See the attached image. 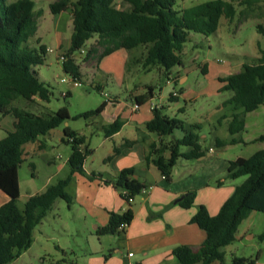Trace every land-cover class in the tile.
I'll return each mask as SVG.
<instances>
[{"label":"trees","instance_id":"trees-1","mask_svg":"<svg viewBox=\"0 0 264 264\" xmlns=\"http://www.w3.org/2000/svg\"><path fill=\"white\" fill-rule=\"evenodd\" d=\"M257 1L205 0L176 9L175 0H121L126 5L123 8L115 6V0H54L49 3V10L52 14L70 10L72 29L69 46L65 51L66 59L61 62L62 70L68 76L81 81L79 65L72 54L96 35V46L87 50L84 54L86 57H93L99 46L102 50L98 53L97 60L119 48L126 49L129 54L135 49H144L141 54L142 67L158 65L166 81L171 75V69L182 62L181 52L190 32L205 35L213 33L221 16L229 21L234 17L235 3L246 2L250 6ZM33 7V0H0V114L11 115L15 119L13 130L7 131L0 139V190L9 197L0 204V264H12L21 251L30 246L34 227L46 216L57 198L63 199L70 206L72 195L66 187L75 172L84 173L83 161L91 152L84 146V137L66 125L62 140L71 147L67 158V175L42 191L27 196L23 208L17 205L20 193L18 167L26 154L23 145L35 141L39 135L46 134L70 118L65 105L52 113L38 114L12 104L16 99L32 100L34 97L48 101L51 94L34 70L36 65L45 61L46 46L39 44L29 47L27 44L28 39L36 32V16L40 14L38 11L36 15ZM258 27L262 30V26ZM258 51L257 63L244 62L238 71L218 78L224 83L220 90L231 91L230 97L223 103L232 104L233 109L238 110L232 112L227 124L231 135L240 133L245 128L246 112L264 105V48L258 45ZM202 71L205 73L206 68L202 67ZM96 88L99 90V85ZM153 89V86L147 85L145 92L135 96V102L138 105L148 102L153 98ZM170 93L169 100H178L179 94L172 96ZM66 95L69 93L66 92L63 96ZM105 104L106 101H102L96 108L83 112L81 116L87 118L98 114ZM179 111L182 112L183 108H179ZM122 124L116 118L103 127L104 135L109 136L118 131ZM145 128L159 137L168 136L165 142L162 138L151 142L144 157V164L155 165L166 181L171 180L173 166L179 157L195 158L203 154L196 131L199 124L185 126L180 118L169 117L162 113L161 107H155ZM176 129L181 130L182 135L171 137ZM253 140L264 141V132ZM240 141L241 137L233 136L228 140L216 138L214 144L223 147ZM132 142L126 140L124 146ZM182 146L188 149L182 151ZM164 149L168 151L167 156L163 155ZM117 151L118 148L114 153ZM87 176L111 184L120 191L129 205V199H133L147 187L146 183L134 177L132 167L122 168L113 179H102V175L95 172ZM225 176L231 179L240 176L245 178L234 187L216 214L210 215L203 204L195 205L190 221L204 230L205 239L197 247L181 244L172 248L175 264H212L215 261L218 264H255L258 259L259 250L254 257L233 255L226 262L224 247L234 241L238 225L251 211L264 212V148L248 157L237 156L229 160ZM219 183L220 180L217 181ZM194 196V191H189L178 204L189 208L194 205ZM132 217L130 206L121 213L110 212L107 223L98 226L95 233H118L120 225L123 222L128 224ZM257 238L264 241V230L257 234ZM59 263L61 262L51 264Z\"/></svg>","mask_w":264,"mask_h":264},{"label":"rangeland","instance_id":"rangeland-1","mask_svg":"<svg viewBox=\"0 0 264 264\" xmlns=\"http://www.w3.org/2000/svg\"><path fill=\"white\" fill-rule=\"evenodd\" d=\"M12 1L14 0H6V2ZM33 1L35 6L40 9L38 10L40 14L35 12L38 15L36 16L37 29L35 34L28 39L27 44L29 47H36V38L39 36L42 43L55 50L48 52L47 63L43 62L34 67L39 79L48 86L51 94L48 101H41L35 97L32 100L16 99L12 104L38 114L52 113L60 106L65 105L70 118L46 134L39 135L35 141L23 145V151L26 154L23 155L18 167L20 193L17 205L20 208H23L30 193L42 191L46 186L54 184L58 179L67 175L69 166L66 160L71 147L70 144L62 140L63 128L69 125L71 128L82 130L87 134L86 128L95 124L94 116L86 118L81 114L96 108L102 101H107L105 95L109 96L108 93L127 98V94L135 85L138 88L142 83H151L157 88L161 85L163 86V97L160 102L164 105L161 108L162 113L180 118L185 126L199 124V129L196 131L199 134L202 149L214 145L216 138L224 139L228 136L225 129V125L227 127L225 118L228 113L238 110H234L232 104L223 103L230 97L231 91L219 90L221 82L218 78L238 71L244 62H258V45L264 48V0H258L250 6H247L246 2L235 3L236 14L234 17L229 21L221 16L217 29L213 33L205 35L190 32L181 52L182 62L180 65L174 66L171 71V75L176 76L175 74L179 72L186 76V79L183 82L176 81L175 84H165V86L163 85V75L158 74L155 67L152 66L153 68L148 72H142L146 69L141 65V54L144 49H135L130 54L128 53V57L123 58L122 63L117 56L120 54L118 51L108 57L110 67L104 69L98 66L96 71L91 69L90 67L94 65L102 47H97L98 52L93 57H86L84 54L90 47L96 46V35L82 46L85 50L83 55L74 56L76 63L83 71V77L79 86L73 85L69 76L63 72L61 60L56 53L57 50H60V46L56 43L57 39L62 45L61 49L69 41L72 29L70 10L52 14L49 10V3L54 0ZM203 1L205 0H175L174 8L181 9ZM114 4L122 8L126 6L121 0H115ZM258 26H262V30ZM63 51L66 50L63 49ZM126 52L128 51L126 50ZM114 56L118 58L116 62L113 60ZM119 63L121 65H118ZM203 66L206 68L205 73L202 71ZM125 70L127 74L125 82L119 86L115 75L121 71L125 72ZM61 78L65 80L62 81ZM96 83H102L104 90H98L95 86ZM172 88L179 91L177 104L167 98ZM143 89L140 87L139 91ZM67 91L70 94L63 96V93ZM167 105L171 106L170 109L166 107ZM180 106L184 107L183 112L178 111ZM223 115L225 118H221ZM6 118L8 117L0 114V139L10 130L9 127H6L10 126V123L8 122L6 125L4 123ZM244 121L245 128L236 134V137H241L242 141L222 148H215L214 154L218 156H215V162H212L217 166L223 163L224 159H234L237 156L248 157L256 150L264 148V141L253 140L264 132V105L261 104L256 109L246 112ZM150 133L153 137L157 136L154 132ZM97 135L99 138L102 137L96 131L91 137L92 140L84 139V146L91 151L94 150L87 157V166L88 169H94L95 173H97V166L101 164V158L106 154V149H109V146L99 144L100 139ZM40 143L43 146L38 148ZM117 145L112 142V153L118 148ZM180 149L185 151L188 147L182 146ZM106 161H108L107 157H105ZM178 169L181 170L180 165L176 170ZM208 175H203L204 179L209 177V182L214 184H217L219 178L222 177ZM85 177L90 179L87 175ZM196 177L200 178L199 173ZM244 178L245 176L234 178L235 183H241ZM66 190L72 195L70 206H67L63 199L57 198L46 216L34 227L30 246L22 250L19 256L12 261V264L62 263L61 258L64 259V263L73 261L86 264V259L88 260L90 258L88 256L91 255L108 257L125 253L126 248L118 240L120 232L98 236L95 234L93 222H90L91 215L88 213L89 211L85 210L87 205L84 206V198L81 200L76 198L74 179L70 181ZM88 205L91 206L90 203ZM238 229L241 237L238 238V233L235 234L234 241L230 243L232 244L231 249L236 250L238 255L243 254L246 257H254L258 250L261 254L262 250L260 259L264 260V241L257 238V234L264 230V212L251 211L240 222ZM99 243L102 246L101 252ZM116 247H118L117 250H114ZM90 260H95V258Z\"/></svg>","mask_w":264,"mask_h":264},{"label":"crops","instance_id":"crops-1","mask_svg":"<svg viewBox=\"0 0 264 264\" xmlns=\"http://www.w3.org/2000/svg\"><path fill=\"white\" fill-rule=\"evenodd\" d=\"M33 10L35 12L40 10L37 8V6H35V3ZM56 43L58 46H60V50H66L69 46V41L64 47H62V49L59 39H57ZM39 44L44 43L40 41V37L38 36V38H36V45ZM44 45L46 48L50 47L47 44ZM118 51H120V54L117 56L120 58V62L122 63L123 58L126 59L128 57V52H126L124 48H119L103 56L100 60H96L94 65H92L90 68L96 71L98 66L103 67L104 69L110 67L107 59L109 56L114 55V53H117ZM47 54L48 51L45 55L44 62L46 63ZM117 59L118 58L114 56L113 60L115 62ZM118 65L121 64L119 63ZM153 67L157 69L158 74H162L161 68L158 65H154ZM153 67L146 68L142 70V72H148ZM79 69L82 78L83 71L81 67H79ZM123 71L115 75V79H117L119 86L125 82V77L127 75L126 70L125 72ZM175 75V77L178 78L176 81L183 82L186 79V76H183L179 72H177ZM165 78L166 77L163 75V85H170L165 83ZM223 84L224 83L221 82V87ZM96 85H99L100 91L102 89L104 90L102 83H96ZM147 85L154 87L153 98L159 100L160 102L161 98L163 97V86L159 85L157 88L151 83H142L139 88L142 87L144 89L139 91L138 86L135 85L133 89L127 94V98L119 97L118 94L108 93L113 102H107L104 100L106 101V104L104 105L103 109L98 114L91 115L94 116L93 122L95 124L94 126L86 128L88 130L85 131L87 134H85L82 130L72 128L78 134L82 135L84 139L88 138L90 140H92V135L98 131V133L102 135L101 138H99L97 135V137L100 139L99 144L102 146H109V149H106V154H104L101 158V164L97 166V173L102 175V179H113L122 168L132 167L134 177L146 183L147 185V187L139 193V196L133 197L131 201L132 203L129 205V203L120 195V191L111 184H105L98 178L88 179L85 177V175L96 172L94 169H88L89 167L87 166V157L89 154L85 157L83 161L84 173L81 174L75 172L72 178L76 182V198H79L80 200L81 198H84V206L87 205L85 210L87 212L89 211L88 213L91 215L90 222H93L92 224L94 227V232L98 226H103L107 223L110 212L121 213L129 206L133 211V217L131 221L126 225L125 228L120 230L121 234L119 235L120 238L118 239L120 244L126 248L125 253H121L119 256L109 255L108 257L91 255L88 256L90 257L88 260L86 259V264H124L127 260L125 254L128 251L133 253L130 259L135 264H175L176 259L172 255V248L181 244L197 247L205 239L204 230L198 227L196 223L190 221L191 216L195 212V205H205L208 213L210 215H214L219 210L221 204L232 193L234 187L239 184H236L234 179L227 178L225 176L228 161L231 159H224L223 163L218 164V166L216 163L212 162H215L214 157L218 156L214 154L215 148H222L215 146V144L209 146L208 148H204L203 154L198 157H179L173 166L170 181H166L164 179L155 165L144 164V157L148 151V145L153 141L157 142L160 138H162L164 142L168 139V136L153 137L151 136L152 134L146 130L145 123L152 118V110L149 107V101L139 105L138 108H134L133 106L135 96L145 92ZM67 92L70 94L69 91ZM167 98L169 100V95H167ZM173 102L174 104H177L178 100H174ZM160 104V107L163 108L164 105L161 102ZM166 107L170 109L171 106L167 105ZM179 108H181V106ZM182 108L184 111L183 106ZM231 114L232 113H228L226 118L225 115L221 116V118H225V124H228L229 120L231 119ZM3 116L8 117L4 122L5 125L8 122L10 123V126L6 127H9L10 130H13V124L15 121L14 117L11 115ZM116 118L122 121L123 124L121 128L113 134L105 136L103 133V127L113 122ZM225 129L227 130L226 125ZM236 134L231 135L228 132V136L224 137V139L228 140L231 137L236 136ZM181 135L182 131L176 129L174 130L171 137H180ZM126 140H133V142L130 145L124 146V142ZM112 142L118 144V151L116 153L111 152ZM40 144L42 147L43 144ZM41 147L38 145V148ZM93 151H91L90 154ZM163 155H168L167 149H164ZM105 157L108 159L106 162ZM178 165H180L181 170H176ZM201 171H203L204 174L203 172L201 173ZM193 173L194 176L192 177ZM198 173L200 178L196 177L198 176ZM205 174H209L208 176L214 177L219 175L222 176L219 178L221 183H210L209 177L204 179L203 175ZM189 191H194L195 193L194 205L189 208H184L178 204L179 200L176 201V199L181 195H185ZM33 193H30L29 195ZM8 198V195L0 190V204L7 201ZM89 203L91 206L88 205ZM236 233H238V238L241 237V233L239 232L238 228ZM244 235H247V233H244ZM231 247L232 244L226 245L224 247L226 262L230 261L233 255L245 256L243 254L238 255L236 250H233V248L231 249ZM101 248L102 246L100 244V252ZM117 248L118 247L114 248V250H117ZM261 255L262 250L258 259L255 261V264H264V260L260 259ZM94 258L95 260H90ZM70 262L73 264H79V262ZM68 263L69 262L64 263L63 261L61 264ZM212 264H218V262L215 261Z\"/></svg>","mask_w":264,"mask_h":264},{"label":"built area","instance_id":"built-area-1","mask_svg":"<svg viewBox=\"0 0 264 264\" xmlns=\"http://www.w3.org/2000/svg\"><path fill=\"white\" fill-rule=\"evenodd\" d=\"M46 50H47L48 52H53V51H55V50H54L53 48H51V47L46 48ZM56 53H57V57L61 60V62H62L63 60L66 59V53H65V51H63V50H57ZM84 53H85V50L81 47L78 51L74 52V53L72 54V56H73V57L76 56V55L81 56V55H83ZM69 78H70V80H71V82H72L73 85H75V86H79V85L81 84V81H80V80L75 79V78H72V77H70V76H69ZM173 78H174V76H173V75H170V76L166 79L165 83L170 84V85L173 84ZM61 80L64 81L65 79H64V78H61ZM170 92H171L170 94H171L172 96H177V95L179 94L178 91H177L176 89H174V88H172ZM63 95H65V93H63ZM105 96H106V98H107V101H109V102L112 101V99H111L107 94H106ZM133 106H134V108H138L139 105L134 101ZM160 106H161V104H160L159 100H157V99H155V98H151V99L149 100V107H150L151 110H152L153 108H155V107H160ZM70 139H71V138H70ZM129 200H130V202L132 201V199H129ZM126 225H127V224H126L125 222H123V223L120 225V227H119L118 230H122L123 228L126 227ZM132 255H133L132 252H130V251L126 252L125 256H126L127 260H126V262H125L124 264H135V263L130 259V257H131Z\"/></svg>","mask_w":264,"mask_h":264},{"label":"water","instance_id":"water-1","mask_svg":"<svg viewBox=\"0 0 264 264\" xmlns=\"http://www.w3.org/2000/svg\"><path fill=\"white\" fill-rule=\"evenodd\" d=\"M183 196H184V195H181L180 197H178V198L176 199V201L182 199Z\"/></svg>","mask_w":264,"mask_h":264}]
</instances>
